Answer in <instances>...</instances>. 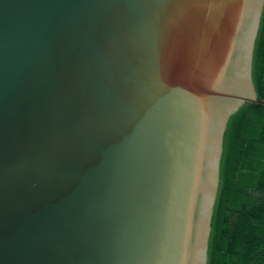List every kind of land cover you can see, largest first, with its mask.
<instances>
[{
	"label": "water",
	"instance_id": "water-1",
	"mask_svg": "<svg viewBox=\"0 0 264 264\" xmlns=\"http://www.w3.org/2000/svg\"><path fill=\"white\" fill-rule=\"evenodd\" d=\"M264 0H0V264H207Z\"/></svg>",
	"mask_w": 264,
	"mask_h": 264
},
{
	"label": "trees",
	"instance_id": "trees-1",
	"mask_svg": "<svg viewBox=\"0 0 264 264\" xmlns=\"http://www.w3.org/2000/svg\"><path fill=\"white\" fill-rule=\"evenodd\" d=\"M253 80L264 100V10ZM207 264H264V104L246 102L228 121Z\"/></svg>",
	"mask_w": 264,
	"mask_h": 264
}]
</instances>
